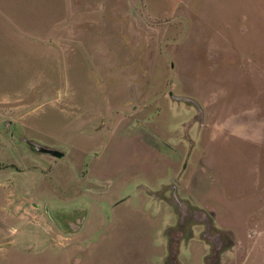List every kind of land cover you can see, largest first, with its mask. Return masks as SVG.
Instances as JSON below:
<instances>
[{
  "label": "rangeland",
  "instance_id": "obj_1",
  "mask_svg": "<svg viewBox=\"0 0 264 264\" xmlns=\"http://www.w3.org/2000/svg\"><path fill=\"white\" fill-rule=\"evenodd\" d=\"M0 264H264V0H0Z\"/></svg>",
  "mask_w": 264,
  "mask_h": 264
},
{
  "label": "water",
  "instance_id": "obj_2",
  "mask_svg": "<svg viewBox=\"0 0 264 264\" xmlns=\"http://www.w3.org/2000/svg\"><path fill=\"white\" fill-rule=\"evenodd\" d=\"M49 153L52 154L56 158H62L64 156V154L59 151H51Z\"/></svg>",
  "mask_w": 264,
  "mask_h": 264
},
{
  "label": "crops",
  "instance_id": "obj_3",
  "mask_svg": "<svg viewBox=\"0 0 264 264\" xmlns=\"http://www.w3.org/2000/svg\"><path fill=\"white\" fill-rule=\"evenodd\" d=\"M63 157H64V156H63ZM63 157H62V158H63Z\"/></svg>",
  "mask_w": 264,
  "mask_h": 264
}]
</instances>
